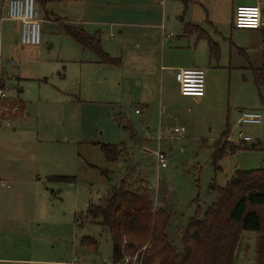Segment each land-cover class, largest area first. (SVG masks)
Masks as SVG:
<instances>
[{
  "label": "rangeland",
  "instance_id": "obj_1",
  "mask_svg": "<svg viewBox=\"0 0 264 264\" xmlns=\"http://www.w3.org/2000/svg\"><path fill=\"white\" fill-rule=\"evenodd\" d=\"M6 2L0 0V17ZM213 2L218 19L209 34L220 55L203 69L210 92L200 102L181 96L174 78L173 70L193 54L207 59L204 40L196 53L175 44L187 7L179 0H36L43 20L39 45L20 44L18 23L1 22V83L24 102L27 119L0 121V140L36 141V134L41 140L36 157L47 173L39 175L42 211L35 230L60 264L73 257L95 263L110 257L111 239L101 226L79 228L74 220L83 219L88 204L100 203L122 176L134 186L144 183L154 207L169 212L166 233L180 246L179 230L188 218L201 216L214 201L210 184L225 186L235 170L263 166L264 87H256L249 66H260L264 37L260 29L234 28L235 6ZM198 13L194 5L191 14ZM69 24L91 34L99 30L102 49L117 63L100 62L79 45L65 33ZM230 43L243 47L247 58ZM240 110L260 111L261 123L239 124ZM175 126L185 128L182 137L173 133ZM226 129L228 140L245 148L224 156L215 170L212 144ZM240 132L251 140L243 142ZM102 144L121 145V156L106 161ZM145 148L163 152L165 167ZM51 176L73 180L49 181ZM84 235L97 241L96 250L80 245ZM255 236L242 232L232 264H254Z\"/></svg>",
  "mask_w": 264,
  "mask_h": 264
},
{
  "label": "trees",
  "instance_id": "obj_2",
  "mask_svg": "<svg viewBox=\"0 0 264 264\" xmlns=\"http://www.w3.org/2000/svg\"><path fill=\"white\" fill-rule=\"evenodd\" d=\"M194 27L186 24L184 29ZM65 33L97 55L100 62L117 63V59L102 49L97 31L89 34L82 27L69 24ZM200 36L205 35L201 33ZM208 45L209 56L216 59L219 54L217 44L208 39ZM239 52L245 56L243 49L239 48ZM249 68L256 87H264V50L260 66ZM4 104L9 108L18 104L16 116L22 114L20 102L9 99ZM228 133L226 129L212 144L211 161L215 170L224 156L245 148L228 140ZM100 148L108 162L116 161L122 153L118 144H102ZM48 179L69 182L73 177L51 176ZM209 191L213 193L214 201L201 216L196 212L188 218L179 230L180 246L172 244L166 233L169 212L163 207H154L151 192L144 183L134 186L125 176L110 187L100 203L88 204L84 220L79 217L74 221L79 228L85 224H99L110 236L112 264H124L123 258L133 256L137 251L140 264H232L243 231L255 232L254 264H264V164L257 169H237L225 186L212 183ZM80 245L92 251L97 249V241L90 235L82 236ZM144 245L146 247L141 251Z\"/></svg>",
  "mask_w": 264,
  "mask_h": 264
},
{
  "label": "crops",
  "instance_id": "obj_3",
  "mask_svg": "<svg viewBox=\"0 0 264 264\" xmlns=\"http://www.w3.org/2000/svg\"><path fill=\"white\" fill-rule=\"evenodd\" d=\"M179 1L184 3L187 7L184 10L183 17L180 19L182 35L179 36L175 44L196 53L198 45L204 40L207 42V59L202 56L200 58L193 54L190 59L183 62L176 69L192 68L193 66L205 69L204 67L210 66L211 60H213L208 52V39L211 40L209 32L212 30L213 25L217 23L218 13L216 7L214 6L213 0ZM223 1L228 4L230 3L233 7L237 5H258L262 9L264 17V0ZM189 3L190 5H187ZM194 5L197 6L199 10V17L191 14ZM15 22L19 25L18 21L15 20ZM186 24L195 25V29L191 28L185 30L184 26ZM263 29L264 28L260 30L264 37ZM96 31L100 33L99 30ZM201 33L205 36L201 37ZM214 33H217V31L215 30ZM191 39L194 41L193 47L189 46V41ZM230 46H236L238 52L239 48L244 51L243 47H238V45L233 43H230ZM219 55L220 54H218L215 60H218ZM245 56L244 57L247 58L246 53ZM206 76L205 71V93L200 98H191L194 102L204 100L210 92L209 77L207 76L206 79ZM0 85L3 86L1 78ZM6 93H8V95H6L9 99L18 101L23 105L22 114L20 115V117L23 118L18 122L26 121L27 116H24V102L20 100L19 96L14 92H12V94H9V92ZM12 131H17V127H13ZM5 137V140H0V179L6 181V185L0 186V198H3V205L0 209V264H60L57 254L44 245V242L41 241V238L37 234L38 232L35 230L36 223L39 221L38 217L42 211V205L40 204L41 194L38 188L41 185L43 177H39V175H45L47 173L46 170L42 168L40 159L36 157L35 148L39 146L41 140H38L37 134L35 137L36 141L20 139L18 143L9 138V136ZM141 155L144 157V154ZM9 183H11L10 186ZM98 198L101 199L100 196ZM13 205L15 207H12Z\"/></svg>",
  "mask_w": 264,
  "mask_h": 264
},
{
  "label": "built area",
  "instance_id": "obj_4",
  "mask_svg": "<svg viewBox=\"0 0 264 264\" xmlns=\"http://www.w3.org/2000/svg\"><path fill=\"white\" fill-rule=\"evenodd\" d=\"M36 0H7L6 5L2 6L3 16L0 17V25L3 20L10 19L19 22V43L22 45H39L41 42V25L42 18L39 17L35 7ZM232 25L237 29H262L264 28V17L262 9L258 5H237L234 9ZM162 28V27H161ZM172 37V34L165 35L164 38ZM12 65L16 64L12 61ZM1 69V64H0ZM174 78L178 83L180 95L186 97L200 98L205 93V71L201 68H183L174 70ZM9 98L5 89L0 85V121L6 124L10 123V119L16 117L19 112V105L14 104L9 108L6 104ZM139 113L138 110H135ZM262 114L258 110H240L239 124H260ZM185 132L183 126H175L173 133L178 137H182ZM241 140L249 142L251 139L247 135L240 132ZM161 136L157 137L158 142ZM145 152H151L156 158L159 167H165L166 157L160 150L151 151L145 148ZM6 185V181L0 179V186ZM146 245L142 246L141 251ZM138 252V251H137ZM137 252L133 256H125L122 260L124 264H140ZM61 264H112L110 257L104 258L99 262L79 261L77 257H73L69 262Z\"/></svg>",
  "mask_w": 264,
  "mask_h": 264
}]
</instances>
